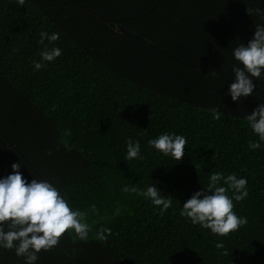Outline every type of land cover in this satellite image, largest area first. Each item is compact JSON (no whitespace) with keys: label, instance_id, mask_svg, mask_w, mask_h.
I'll return each mask as SVG.
<instances>
[{"label":"trees","instance_id":"obj_1","mask_svg":"<svg viewBox=\"0 0 264 264\" xmlns=\"http://www.w3.org/2000/svg\"><path fill=\"white\" fill-rule=\"evenodd\" d=\"M248 7L264 14V0H0V178L20 162L91 228L35 264H264V142L249 147L259 138L245 119L264 103V79L238 102L228 92L233 50L264 25ZM41 32L59 39L40 44ZM45 45L62 54L34 70ZM163 133L187 139L180 162L148 146ZM129 138L140 159L125 161ZM214 172L247 180L248 196L233 200L247 224L228 237L180 215ZM151 185L172 199L163 213L123 190ZM0 264L26 261L0 247Z\"/></svg>","mask_w":264,"mask_h":264},{"label":"clouds","instance_id":"obj_2","mask_svg":"<svg viewBox=\"0 0 264 264\" xmlns=\"http://www.w3.org/2000/svg\"><path fill=\"white\" fill-rule=\"evenodd\" d=\"M16 3L24 6L26 0H16ZM254 11L264 18L259 8H246L250 16ZM45 39L48 44H53L59 39V34L41 32L38 43L44 44ZM61 54L59 47L49 49L45 45L40 52L41 62L33 61L34 70H40L45 66L43 62L54 61ZM233 54L239 64L232 68L235 80L229 85L228 92L232 100L238 102L253 94L256 88L254 79H264V25H256L253 38L247 44L238 45ZM211 75L216 76L218 73L211 71ZM211 112L214 119L221 118L222 113L217 108H212ZM245 119L259 138L256 142H249V147L258 149L261 142H264V103H260ZM186 145L187 139L184 136L169 133L160 134L148 141L149 147L177 162L183 159ZM48 154H51V150ZM140 158L139 141L133 142L129 138L125 161ZM11 167L12 173L0 178V247L14 249L18 257L25 258L26 264H35L42 250L50 251L57 247L68 232H74L81 240L88 238L91 228L87 223L86 212L73 210L50 182L36 179L26 181L20 171V162L13 163ZM221 181L226 186H220ZM123 190L142 195L159 207L161 213L172 206V199L161 195V190L154 185L147 187L146 191L127 186ZM229 191L232 192L231 197L228 195ZM247 196L246 178L214 172L209 177L207 188L196 191L183 202L180 215L188 217L193 225L209 229L214 235L228 237L247 224L246 217L236 214L233 203V200L240 202ZM111 234V229L101 227L97 232V239L106 241ZM216 247L224 248L223 242L217 243ZM223 255H228V251L225 250Z\"/></svg>","mask_w":264,"mask_h":264}]
</instances>
